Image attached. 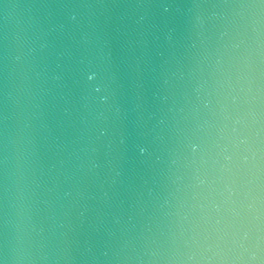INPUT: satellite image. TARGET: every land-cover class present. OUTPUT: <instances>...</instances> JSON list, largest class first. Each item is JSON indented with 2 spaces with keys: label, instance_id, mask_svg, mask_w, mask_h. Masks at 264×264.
Wrapping results in <instances>:
<instances>
[{
  "label": "water",
  "instance_id": "obj_1",
  "mask_svg": "<svg viewBox=\"0 0 264 264\" xmlns=\"http://www.w3.org/2000/svg\"><path fill=\"white\" fill-rule=\"evenodd\" d=\"M0 264H264V0H0Z\"/></svg>",
  "mask_w": 264,
  "mask_h": 264
}]
</instances>
